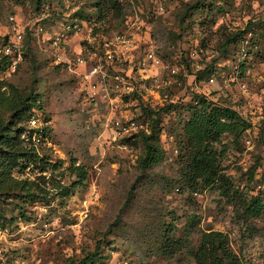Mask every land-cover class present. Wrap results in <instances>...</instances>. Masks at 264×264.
Returning <instances> with one entry per match:
<instances>
[{
    "label": "rangeland",
    "instance_id": "obj_1",
    "mask_svg": "<svg viewBox=\"0 0 264 264\" xmlns=\"http://www.w3.org/2000/svg\"><path fill=\"white\" fill-rule=\"evenodd\" d=\"M116 12L109 0H0V119L35 134L24 141L35 146L34 158L2 174L0 264H214L196 257L209 231L226 234L237 257L223 264H264V208L252 217L241 207L247 195L264 204V0H167L150 23L170 68L132 79L135 91L118 101L109 89L93 101L76 58L112 42L124 20ZM11 15L24 29L15 69L4 46ZM75 19L81 31L55 46L54 33ZM249 31L250 72L240 75L247 98L231 79ZM204 98L244 119V109L255 111L250 134H225L216 144L229 179L209 186L188 176L185 134ZM22 110L28 113L18 120ZM117 117L134 119L138 129L117 131ZM144 133L160 153L147 168Z\"/></svg>",
    "mask_w": 264,
    "mask_h": 264
},
{
    "label": "built area",
    "instance_id": "obj_2",
    "mask_svg": "<svg viewBox=\"0 0 264 264\" xmlns=\"http://www.w3.org/2000/svg\"><path fill=\"white\" fill-rule=\"evenodd\" d=\"M123 7V24L117 35L113 37L112 42L103 44V51H88L87 56L77 57L78 65H84L85 71L82 72V80L86 84V94L88 98L97 100L103 94H107L108 89L115 93V101L125 95H131L135 91L132 79L138 77L141 79H152L158 76L156 71L160 68L169 69L170 65L163 60L161 55L157 53L154 43L151 41L153 18H159L166 10L167 0H116ZM146 19V20H145ZM10 37H7L5 43V53L9 57L10 67L15 69L17 64L22 61V44L24 43V29L18 23L14 15L9 17ZM65 27L54 33L52 43L59 46L68 40L71 33L81 31L82 25L75 19L66 22ZM44 31L41 26L39 31ZM144 34L148 39L145 40ZM253 32L249 31L240 39L236 62L234 64L235 74L231 79L232 82L239 83L242 91L247 98L251 97L250 88L246 80H241V74H249V60H252V37ZM145 44V47H141ZM145 48L144 53L139 57L138 64H134L135 53ZM15 54V59L11 55ZM195 55V51L192 52ZM57 60H62L61 56H57ZM136 59V56H135ZM90 63V65H88ZM127 63L126 66H123ZM155 71V72H152ZM176 73V70H171ZM107 90V91H106ZM264 95V89H263ZM107 97V96H106ZM262 97V96H261ZM244 109L242 115H246L245 119L253 124L252 117L255 111ZM236 110H238L236 108ZM261 115H264V103L260 105ZM248 116V118H246ZM123 118V117H122ZM33 124L37 123L35 117L31 119ZM114 126L121 133H130L137 130L139 125L134 119L116 118ZM251 129H248V131ZM251 133L250 131L248 132ZM248 147L252 144L247 139Z\"/></svg>",
    "mask_w": 264,
    "mask_h": 264
},
{
    "label": "trees",
    "instance_id": "obj_3",
    "mask_svg": "<svg viewBox=\"0 0 264 264\" xmlns=\"http://www.w3.org/2000/svg\"><path fill=\"white\" fill-rule=\"evenodd\" d=\"M119 17L123 16V7L116 0H109ZM244 32V31H242ZM5 43L7 42V37ZM6 59L10 65L7 55ZM27 111H19L14 116L22 120L21 115H27ZM30 115V121L33 118ZM15 122L7 124L0 119V187L3 184L4 177L2 174H10L12 170L19 166L22 159H33L35 146L28 149L24 145L25 139L31 141L34 133L25 131L23 128L14 129ZM251 122L242 118L230 107H223L208 98L194 107L191 118L185 124V134L188 138V173L193 182L200 180L203 184L209 186L217 182L228 180L229 178L222 172L219 164L218 143L223 142L225 134H233L237 140L243 131L250 128ZM42 129V128H40ZM247 129V130H248ZM239 130V131H238ZM37 129L35 131L39 132ZM42 132L44 130L42 129ZM45 134V133H44ZM22 136H24L22 138ZM143 139L147 144L146 156L142 165L150 167L160 157L158 149L152 144L150 135L143 134ZM225 178V179H224ZM24 189H27L24 187ZM27 191H29L27 189ZM241 207L245 214L256 217L259 216L264 208L263 199L260 196H246L243 199ZM1 217V213H0ZM98 250L87 257L91 261L97 256ZM196 257L199 260H212L214 264H223L226 260L235 262L234 255L228 245L227 235L220 231L205 232L202 236L201 245Z\"/></svg>",
    "mask_w": 264,
    "mask_h": 264
}]
</instances>
